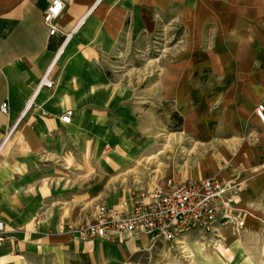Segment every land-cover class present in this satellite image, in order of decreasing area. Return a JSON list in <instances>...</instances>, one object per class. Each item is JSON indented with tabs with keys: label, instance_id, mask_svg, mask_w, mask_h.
Listing matches in <instances>:
<instances>
[{
	"label": "crops",
	"instance_id": "obj_1",
	"mask_svg": "<svg viewBox=\"0 0 264 264\" xmlns=\"http://www.w3.org/2000/svg\"><path fill=\"white\" fill-rule=\"evenodd\" d=\"M60 1L54 24L72 32L58 52L62 38L43 22L47 0H0V138L16 126L0 153V264H139L144 236L76 241L61 229L126 200L133 174L154 160L163 173L152 111L167 99L180 121L174 134L189 140L172 180L233 187L230 221L208 234L206 264H260L264 127L253 110L264 106V0ZM165 12L190 28L177 52L188 67L175 75L188 81L135 90L106 66ZM54 57L51 87L36 91ZM65 111L67 124L58 119Z\"/></svg>",
	"mask_w": 264,
	"mask_h": 264
},
{
	"label": "built area",
	"instance_id": "obj_2",
	"mask_svg": "<svg viewBox=\"0 0 264 264\" xmlns=\"http://www.w3.org/2000/svg\"><path fill=\"white\" fill-rule=\"evenodd\" d=\"M100 1L103 0H96L95 3ZM62 9L60 0H47L43 16L48 36L58 35L62 38L58 52L72 32H64L54 24ZM54 62L55 57L41 77L36 91L51 87L50 69ZM7 112L8 104L5 101L0 105V113L5 115ZM253 114L264 127V106L257 104ZM69 117L70 111H65L58 119L67 124ZM15 129L14 125L0 138V153ZM232 188L216 177L183 182L164 179L150 190L132 191L126 200L115 206L97 205L91 218L76 225H64L61 231L76 241L121 243L124 238L144 236L150 244L165 242L182 247L180 243H183L182 239L187 233L198 231L212 234L216 223H229L231 212L227 194ZM4 232V224L0 222V241Z\"/></svg>",
	"mask_w": 264,
	"mask_h": 264
},
{
	"label": "rangeland",
	"instance_id": "obj_3",
	"mask_svg": "<svg viewBox=\"0 0 264 264\" xmlns=\"http://www.w3.org/2000/svg\"><path fill=\"white\" fill-rule=\"evenodd\" d=\"M154 28L148 34H144L143 40L138 45L124 47L110 59L106 68L114 71L115 75L135 90L148 89L156 91L158 87H164L171 91L173 84L178 81L187 83V74L180 79L175 78L176 73H184L188 63L178 58L177 52L184 47L190 38V28L182 21L170 17L167 12L156 14ZM150 98L156 94L149 95ZM172 103L166 100L163 109H153L154 115L158 117V125L154 126L159 131L160 150L159 162L163 160L164 171L157 169L156 160L153 166L142 168V173L133 174V188L126 193L151 189L163 179L170 176L176 170V164L188 163L189 140L184 135L177 136L179 131V119L172 113ZM153 128V127H152ZM173 137H176L174 140ZM181 137V138H180ZM151 154V153H150ZM150 157L149 159H152ZM145 161V160H144ZM159 168L162 163L158 165ZM188 169V168H187ZM173 179V178H171ZM92 208V207H89ZM191 235V236H189ZM211 235V234H210ZM208 233L196 231L184 237L183 249L179 246L170 245L165 242L150 244L143 243L144 249L138 253L139 264H206L208 256L212 255L208 240ZM186 248L185 252L184 249ZM260 264H264V246L260 253ZM226 263V262H224Z\"/></svg>",
	"mask_w": 264,
	"mask_h": 264
},
{
	"label": "bare ground",
	"instance_id": "obj_4",
	"mask_svg": "<svg viewBox=\"0 0 264 264\" xmlns=\"http://www.w3.org/2000/svg\"><path fill=\"white\" fill-rule=\"evenodd\" d=\"M180 244H183V243H180ZM182 247H184V246H182ZM182 247H180V248H182ZM185 250H186V248L184 249V252H185Z\"/></svg>",
	"mask_w": 264,
	"mask_h": 264
}]
</instances>
